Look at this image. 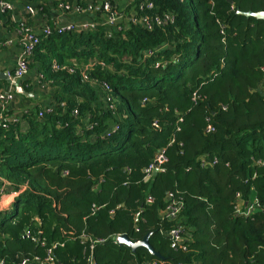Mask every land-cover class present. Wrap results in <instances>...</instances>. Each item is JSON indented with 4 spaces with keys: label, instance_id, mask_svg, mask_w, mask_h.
I'll use <instances>...</instances> for the list:
<instances>
[{
    "label": "trees",
    "instance_id": "trees-1",
    "mask_svg": "<svg viewBox=\"0 0 264 264\" xmlns=\"http://www.w3.org/2000/svg\"><path fill=\"white\" fill-rule=\"evenodd\" d=\"M80 1L87 8L92 0ZM148 1L152 14L171 13L174 24L131 25L111 38L104 26L60 33L50 24L52 35L36 49L30 68L52 82L53 110L25 111L26 131L19 122L0 130V196L5 186L18 193L10 208L0 207L4 264H39L50 249L54 264H264V166L257 163L264 162V20L237 14L264 12V0ZM92 59L107 65L90 71L95 86L80 75ZM161 60L168 65L156 68ZM54 64L64 69L54 73ZM103 83L116 115L105 108ZM114 124L120 130L105 137ZM161 150L165 171L145 181ZM202 157L218 163L202 168ZM169 193L185 202L187 252L161 234L175 225L160 218ZM238 193L257 198L260 209L237 215ZM147 234L163 260L115 242Z\"/></svg>",
    "mask_w": 264,
    "mask_h": 264
},
{
    "label": "built area",
    "instance_id": "built-area-1",
    "mask_svg": "<svg viewBox=\"0 0 264 264\" xmlns=\"http://www.w3.org/2000/svg\"><path fill=\"white\" fill-rule=\"evenodd\" d=\"M91 6L96 5L95 2H98V10H100V15L94 14L92 19L85 20H72L66 24H61L56 22L54 27L60 33H73V32H92L96 31L98 27L104 26L108 30V38H111L115 32H124L131 25H138L143 28H146L148 31H153L156 28H166L175 22V16L171 13H165L163 15L152 14V11L155 9L153 2L148 0H140L139 10L132 12V5L134 0H92ZM128 8L132 10L127 12ZM13 10V5L7 0H0V13H8ZM59 16L60 15H83L90 12L87 8L84 7L83 2L80 0L74 2L73 4L60 0L57 7L54 9ZM25 11L29 16H35L38 13H44L43 8H35L32 5H26ZM53 28L47 22L38 29H35L32 25L28 23L27 19H24L17 24V41L20 47V53L18 55L16 66L13 71L7 72L8 77L11 81L17 80L22 81L28 75L30 71L31 60L34 56L36 49L40 46L43 38H48L52 35ZM13 40H7L3 43V46H9L13 44ZM165 47H160L158 51L164 50ZM154 55V51H148L145 54L146 58H150ZM167 62L161 60L156 63V68L166 67ZM97 66L102 68L107 67L105 62L99 61L98 59L90 60L89 64L86 65L83 69L80 70L81 80L84 83L95 86V82L90 78V71ZM64 67L54 64L53 72L58 73ZM70 74H73L75 71L72 68H68ZM264 73V67L262 68ZM45 77L43 75L39 76V83L43 84ZM102 89L104 91V105L107 111L111 112L113 115H116L114 98L112 97V89L107 83H103ZM194 101H196L197 96H194ZM16 101V92L15 87L12 83L7 88L0 89V130L9 129L10 125L16 124L19 122L18 116L11 114L9 107ZM147 99H144L146 102ZM53 110V106L48 108V112ZM74 115H78V111H74ZM40 118L43 117V114L40 113ZM182 121V120H181ZM208 125L206 127V133L210 134L215 131L211 119H207ZM90 130L94 128L93 125L88 127ZM120 130L119 124H114L108 129L105 137L109 138L111 134ZM202 168L213 167L218 163L217 158L212 160L202 157L200 159ZM168 162V158L163 150H161L155 157L154 161L144 170L145 181H150L155 173H162L165 171L164 166ZM259 165L264 166V162L258 161ZM256 176H254L255 178ZM0 196V203L3 201L4 197L10 193L7 192L6 186L3 187ZM255 191V190H254ZM18 194V193H16ZM149 203H152V198L148 199ZM1 207V206H0ZM185 208L184 199L178 196V193H169L166 197V207L161 211L160 218L162 221L171 222L175 225L170 230H162L161 234L165 236L169 241L171 248L175 251L187 252L192 241L189 230L181 224L182 214ZM260 209V203L257 198L252 200L245 201L243 195L238 193L235 200V212L239 216L248 218L253 215L257 209ZM98 210V207L93 206V214ZM29 238L30 234L25 235ZM118 238V237H117ZM117 238L115 242L117 243ZM86 237H84V241ZM45 244L43 243V246ZM56 247V246H54ZM52 250H48V257L41 261L39 258H36L35 261L39 264H54V259L52 258ZM29 259H24L21 264H29ZM0 264H4L3 261H0ZM91 264H96L91 262ZM150 264H160L158 262H152Z\"/></svg>",
    "mask_w": 264,
    "mask_h": 264
},
{
    "label": "crops",
    "instance_id": "crops-1",
    "mask_svg": "<svg viewBox=\"0 0 264 264\" xmlns=\"http://www.w3.org/2000/svg\"><path fill=\"white\" fill-rule=\"evenodd\" d=\"M12 3L13 10L1 14L0 18V72H11L14 70L16 66V61L18 55L20 53V47L17 41V24L20 21L27 19L28 23L32 25L35 29L42 27L48 20L49 24H56L59 22L61 24H66L72 20H85V19H92L94 17V12L90 11L91 7L93 8L95 5L91 6V2H86L87 9L90 11L88 14L83 15H60L59 12L57 13L55 9V2L57 0H46L45 8L48 12L38 13L35 16L27 15L25 11L26 5H32L35 8L40 6V2L36 0V2L32 3L29 0H7ZM60 0H58L59 2ZM79 0H75L77 2ZM58 5V4H57ZM57 7V6H56ZM98 8V7H97ZM13 40V44L9 46H3V43L7 40ZM42 75L38 72L36 67H31L28 75L23 79L21 82V87L23 88L24 92L28 95L25 96L23 94H19L17 92V87H15L16 92V101L13 102L10 107V113L18 116L19 123L23 131H26L28 128V122L23 120V113L28 109H34L38 106L40 108L49 107L53 103V96H52V82L51 81H44L43 84L39 83V76ZM10 85L7 81L0 80V89L7 88ZM24 86L29 90L27 92L24 89ZM18 196L16 193H10L5 198L9 199L7 205H5L2 209H8L11 207L15 198ZM138 220V216H137Z\"/></svg>",
    "mask_w": 264,
    "mask_h": 264
},
{
    "label": "water",
    "instance_id": "water-1",
    "mask_svg": "<svg viewBox=\"0 0 264 264\" xmlns=\"http://www.w3.org/2000/svg\"><path fill=\"white\" fill-rule=\"evenodd\" d=\"M227 2L231 5L233 4L232 0H227ZM237 14L243 15L247 18H255L258 20H264V12L263 11H261L259 13H254L252 11L245 13V12L238 10ZM0 80H4V81H7L8 83H12L13 85H15L17 87V92L19 94H23L25 96L28 95L26 92H24L23 88L21 87V82L17 81V80L11 81L7 75V72H0ZM155 175H157V173H155ZM150 237H151V234H147L142 241H135L134 242V241H131L128 238V236L121 235V236H118V238H117V244L125 245V246L129 247L132 250V252H136V250L139 248H145L149 251V253L152 256L163 260L162 256L159 253L155 252V250L151 247L150 242H149Z\"/></svg>",
    "mask_w": 264,
    "mask_h": 264
},
{
    "label": "rangeland",
    "instance_id": "rangeland-1",
    "mask_svg": "<svg viewBox=\"0 0 264 264\" xmlns=\"http://www.w3.org/2000/svg\"><path fill=\"white\" fill-rule=\"evenodd\" d=\"M6 196H7V195H6ZM8 202H9V199L4 197L3 201L0 203L1 208H4L5 205L8 204Z\"/></svg>",
    "mask_w": 264,
    "mask_h": 264
}]
</instances>
